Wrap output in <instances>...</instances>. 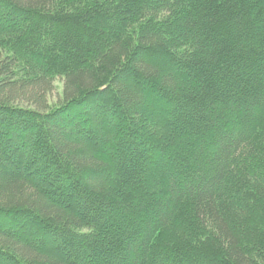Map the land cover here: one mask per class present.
<instances>
[{
  "label": "trees",
  "instance_id": "1",
  "mask_svg": "<svg viewBox=\"0 0 264 264\" xmlns=\"http://www.w3.org/2000/svg\"><path fill=\"white\" fill-rule=\"evenodd\" d=\"M0 264H264V0H0Z\"/></svg>",
  "mask_w": 264,
  "mask_h": 264
},
{
  "label": "rangeland",
  "instance_id": "2",
  "mask_svg": "<svg viewBox=\"0 0 264 264\" xmlns=\"http://www.w3.org/2000/svg\"><path fill=\"white\" fill-rule=\"evenodd\" d=\"M62 89H63V81L62 79H57L55 81V88L51 93L49 100L55 102L58 101L62 97Z\"/></svg>",
  "mask_w": 264,
  "mask_h": 264
}]
</instances>
